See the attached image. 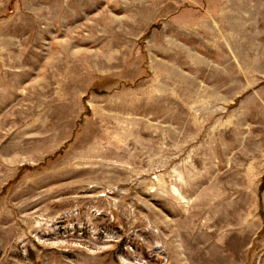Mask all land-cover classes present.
I'll return each instance as SVG.
<instances>
[{
  "label": "rangeland",
  "instance_id": "1",
  "mask_svg": "<svg viewBox=\"0 0 264 264\" xmlns=\"http://www.w3.org/2000/svg\"><path fill=\"white\" fill-rule=\"evenodd\" d=\"M0 264H264V0H0Z\"/></svg>",
  "mask_w": 264,
  "mask_h": 264
}]
</instances>
